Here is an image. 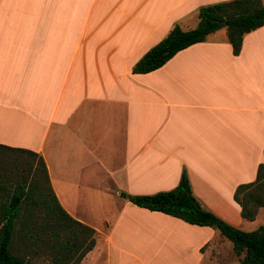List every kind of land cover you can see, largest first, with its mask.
Returning <instances> with one entry per match:
<instances>
[{
    "label": "crops",
    "instance_id": "crops-1",
    "mask_svg": "<svg viewBox=\"0 0 264 264\" xmlns=\"http://www.w3.org/2000/svg\"><path fill=\"white\" fill-rule=\"evenodd\" d=\"M228 1L0 0V145L40 155L59 205L95 231L80 264L96 250L104 264H221L215 244L232 248L121 197L170 191L185 171L202 208L242 228L234 192L264 164V26L238 56L224 28L132 73Z\"/></svg>",
    "mask_w": 264,
    "mask_h": 264
},
{
    "label": "trees",
    "instance_id": "trees-1",
    "mask_svg": "<svg viewBox=\"0 0 264 264\" xmlns=\"http://www.w3.org/2000/svg\"><path fill=\"white\" fill-rule=\"evenodd\" d=\"M197 17L193 30L174 26L134 65L132 73L158 70L178 52L205 42L224 28L232 53L238 56L244 36L264 26V4L261 0H231L201 7ZM1 153L5 154L0 157L4 167L0 169V191L11 195L8 202L0 198V264H30L37 259L50 264H80L95 246V231L71 218L59 205L40 155L3 145ZM121 197L138 208L218 230L231 243L237 264H264V225L244 232L203 209L192 194L185 171L170 191L133 196L122 193ZM233 199L244 220L256 218L264 208V164L258 166L254 182L236 188Z\"/></svg>",
    "mask_w": 264,
    "mask_h": 264
},
{
    "label": "rangeland",
    "instance_id": "rangeland-1",
    "mask_svg": "<svg viewBox=\"0 0 264 264\" xmlns=\"http://www.w3.org/2000/svg\"><path fill=\"white\" fill-rule=\"evenodd\" d=\"M264 2V0H262ZM198 23H194V25H191L192 27H189L187 29H183L185 31H188V30H193L197 27ZM5 153H1L0 154V157H2V155H4ZM8 166H11V165H8ZM12 167V166H11ZM0 169L1 170H4V167L3 166H0ZM10 172V170H9ZM1 178V177H0ZM0 186H3L2 183H1V180H0ZM13 191V190H12ZM165 192V191H163ZM235 193V192H234ZM11 195V193H10ZM10 195L9 197L6 196V193L3 192V191H0V198L3 202H8L9 199H10ZM115 197V196H114ZM112 199H113V196H112ZM117 199V198H116ZM235 202V201H234ZM236 203V202H235ZM218 210L222 211V207H219V206H215ZM204 209V208H203ZM234 208L231 207V212L229 213L230 214V217L231 219H235V213H234ZM225 211H228L225 209ZM224 220V219H223ZM242 228H239V227H236L235 225H232L236 228H238L239 230L241 231H244V232H253V231H256L258 230L262 225H264V210L262 211V213L260 212L257 217L253 220V221H248V220H242ZM228 223V222H227ZM230 224V223H228ZM231 225V224H230ZM217 235L219 238H221L222 236L220 235L219 231L217 230ZM221 240V239H220ZM216 246V250H218V252L220 253V257H221V264H234L236 262V256L235 254L233 253V250L232 248H230L228 245L225 244V241L222 239L220 242H217V244H215ZM93 250V249H92ZM91 250V251H92ZM94 251V250H93ZM89 253V252H88ZM87 253V254H88ZM86 254V255H87ZM104 254V253H103ZM103 254L100 253V259L98 257V254H97V250L95 252H93V254L90 256L89 260L86 262V264H104L103 263ZM30 264H50L49 262H47L45 259H37V260H32ZM204 264H207L204 262Z\"/></svg>",
    "mask_w": 264,
    "mask_h": 264
},
{
    "label": "water",
    "instance_id": "water-1",
    "mask_svg": "<svg viewBox=\"0 0 264 264\" xmlns=\"http://www.w3.org/2000/svg\"><path fill=\"white\" fill-rule=\"evenodd\" d=\"M224 24V23H223Z\"/></svg>",
    "mask_w": 264,
    "mask_h": 264
}]
</instances>
